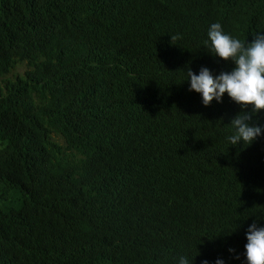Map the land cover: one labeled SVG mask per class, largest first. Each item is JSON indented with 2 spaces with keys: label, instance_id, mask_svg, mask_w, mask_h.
Returning a JSON list of instances; mask_svg holds the SVG:
<instances>
[{
  "label": "clouds",
  "instance_id": "clouds-1",
  "mask_svg": "<svg viewBox=\"0 0 264 264\" xmlns=\"http://www.w3.org/2000/svg\"><path fill=\"white\" fill-rule=\"evenodd\" d=\"M135 1L86 0L93 12H72L58 9L57 0H26L28 14L36 4L42 6L40 20L44 27L32 24L25 31L41 30L43 35L56 38L54 49L51 46L47 51L51 61L63 68L81 62L84 55L64 46L76 36L86 40L94 51L95 61L88 69L92 73L66 83L68 89L86 91L81 104L91 98L94 88L110 86L117 97L108 132L112 145L109 155L82 150L69 141L79 160L90 161L88 171L67 165L69 174L64 182L70 202L78 213L95 219L91 241L110 234L115 248L125 239L124 219L115 214L118 209L125 218L138 223L130 239L143 262L144 251L156 232L150 219L144 222L148 210L130 212L137 198L150 201L157 211L173 210L172 214L183 221L171 248L174 261L159 258L150 264H264L260 168L244 167L233 180L232 188L244 203L220 201L216 192L221 190V178L206 174L203 193L190 195L178 205L179 200L171 197L173 189L189 185L204 174H174L152 189L154 164L135 144L141 126L131 129L146 113L157 110L164 118L180 113L189 119L195 151L215 160L221 159L225 145L240 148L242 153L253 144L264 145V33L246 23L238 32H231L215 15L205 17L206 8L200 2L176 7L162 3L154 15L138 21ZM228 5L227 12L232 15L248 11L254 0H229ZM19 71H24L20 64L7 78L15 80L26 73L19 75ZM4 80L5 76H0L5 91ZM33 96L32 113L38 119L39 131L46 125L44 137L57 143L58 138L63 139L59 145L66 149L64 137L48 125L49 96L41 89ZM226 105H239L240 112L228 118ZM77 135L84 136L80 132ZM55 158L47 156L53 161ZM51 199L48 211L56 212L59 200L56 194ZM26 200L20 190L0 186V202L18 205H0L3 211L18 212ZM100 208L112 211L113 216L97 215L95 211Z\"/></svg>",
  "mask_w": 264,
  "mask_h": 264
},
{
  "label": "trees",
  "instance_id": "trees-1",
  "mask_svg": "<svg viewBox=\"0 0 264 264\" xmlns=\"http://www.w3.org/2000/svg\"><path fill=\"white\" fill-rule=\"evenodd\" d=\"M57 2V8L62 11L93 12L87 8L86 0ZM191 2H200L206 8L205 17L215 15L216 20L231 32H238L246 23L264 33V0H254V6L251 5L248 11L232 15L227 12L229 0H136V20L154 15L162 3L176 7ZM28 8L26 0H0V76H5V91L0 86V186L8 185L27 197L24 207L18 212L0 208V264H150L159 258L174 261L171 248L183 221L178 214H172L173 210L153 209L152 203L146 199L137 198L130 209L132 213L148 210L144 222L150 219L156 232L144 251V262L130 239L138 223L125 218L120 209L115 214L124 219L125 239L115 248L110 234L91 241L89 235L94 231L96 221L77 212L64 182L69 174L68 164L88 171L90 161L79 160L70 142L82 150L109 155L112 145L108 132L117 97L110 86L94 88L91 98L81 104L86 91L74 87L68 89L66 83L92 73L88 69L95 61L94 51L86 40L76 36L64 46L76 50L79 56L84 55L83 60L75 61L70 68L58 66L47 55L51 46L54 49L56 38L43 35L41 30L34 33L25 31L32 24L44 27L40 20L42 6L36 4L30 14L27 13ZM19 64L26 72L24 76L8 79L11 70ZM24 71L17 74L22 75ZM37 89L49 96L48 125L64 137L66 149L53 138L44 137L46 125L42 131L38 129V119L32 113L33 95ZM238 110L239 105L224 107L228 118H234L240 112ZM137 126H141L140 138L135 144L154 164L152 189L174 174H204L189 185H178L173 189L171 197L179 200L178 205L190 195L203 193L207 175L221 178V190L216 192L220 201L244 203L240 193L232 188L233 180L244 167L260 168L258 185L263 191L259 200L264 204V145L253 144L243 153L240 148L225 145L221 159L215 160L195 151L191 121L180 113L164 118L154 110L138 119L131 129ZM77 132L84 136L79 138ZM262 134L264 136V129ZM49 154L56 157L55 161L47 159ZM52 194H56L59 200L56 212L48 211ZM95 212L113 216V212L106 208Z\"/></svg>",
  "mask_w": 264,
  "mask_h": 264
},
{
  "label": "rangeland",
  "instance_id": "rangeland-1",
  "mask_svg": "<svg viewBox=\"0 0 264 264\" xmlns=\"http://www.w3.org/2000/svg\"><path fill=\"white\" fill-rule=\"evenodd\" d=\"M57 141H59L60 144H63L64 143V140L63 139H60V138H58ZM0 205L3 206V207H15V208H18V205L17 204L0 202Z\"/></svg>",
  "mask_w": 264,
  "mask_h": 264
},
{
  "label": "bare ground",
  "instance_id": "bare-ground-1",
  "mask_svg": "<svg viewBox=\"0 0 264 264\" xmlns=\"http://www.w3.org/2000/svg\"><path fill=\"white\" fill-rule=\"evenodd\" d=\"M158 223H159V222H158ZM163 223H164V222H163ZM164 224H165V223H164ZM158 226H160V223H159ZM166 226H167V225H166ZM166 226H165V227H166ZM155 227H157V226H155ZM166 228H168V227H166ZM171 229H172V228H171ZM174 229H175V227H174ZM174 229H173V230H174ZM169 231H170V230H169ZM166 232H167V231H166ZM170 232H171V231H170ZM171 233H172V232H171ZM171 233H170V234H171ZM170 234H169V235H170ZM167 235H168V233H167ZM109 252H110V251H109ZM110 253H111V252H110Z\"/></svg>",
  "mask_w": 264,
  "mask_h": 264
}]
</instances>
